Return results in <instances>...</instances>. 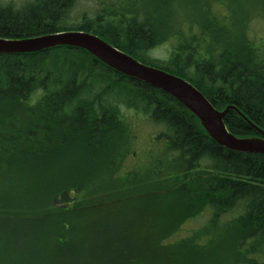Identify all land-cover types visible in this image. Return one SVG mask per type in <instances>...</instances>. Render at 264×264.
<instances>
[{
  "label": "trees",
  "instance_id": "1",
  "mask_svg": "<svg viewBox=\"0 0 264 264\" xmlns=\"http://www.w3.org/2000/svg\"><path fill=\"white\" fill-rule=\"evenodd\" d=\"M122 2L95 0L89 9L92 14L85 12L77 21L73 15L77 0H0V37L24 38L65 30L93 32L144 63L190 80L216 107L237 106L243 113L231 109L225 116L234 134L262 136L254 124L264 129V37L242 28L247 21L239 24L238 13V20L232 21L228 10L234 11L236 1L197 0L193 4L196 16L185 15L177 25L159 19L154 11L146 16L140 8L131 7L132 2L125 8ZM223 6L225 14L220 11ZM165 42L172 44L166 60L146 55L151 46ZM128 108L164 127L155 138L160 140L159 146L153 139L154 148L146 152L149 163L142 167L143 175H137L135 166L125 167L131 158L138 159ZM72 145L79 148L74 155L85 165L77 172V180L64 184L48 180L43 167H55L51 160H61V149ZM90 160L97 164L87 165ZM15 166L25 168L23 178L28 179L22 184L28 186L30 201L20 206L10 195H0V264H21L20 259L26 264H60L56 257L62 256H68V264H78L77 258L87 249L73 243L81 236L88 238L89 233L80 231L84 234L79 235L74 230L77 226L94 227L91 222L95 217L89 215L80 222L77 216L101 208L98 206L105 201L104 195L109 196V189L123 190L129 196V188L137 181L141 186L151 184L157 194L164 192L158 194L163 204L180 196L186 222L206 211L211 213V223L227 217V226L234 227L236 233L233 253L237 264H264V154L219 144L172 94L117 71L84 48L58 46L30 53H0L1 185L11 188L8 180ZM87 169L94 171H84ZM23 178L17 176L13 183L17 185ZM119 197L111 202L121 201ZM49 213L54 217L46 223ZM101 214L94 215H106ZM57 220L61 230L56 231L53 225ZM10 223L19 230L16 235H10ZM172 226L176 224L170 225L169 231ZM154 228L149 225L148 229ZM169 231L155 233L157 245L170 241ZM96 233L117 245L116 253L127 252L123 248L127 247V233L121 228L111 234ZM192 236L167 251H181L180 246ZM209 243L214 244L211 239ZM105 250L97 243L96 252L107 255ZM142 257L130 261L139 263ZM144 261L152 260L145 255Z\"/></svg>",
  "mask_w": 264,
  "mask_h": 264
},
{
  "label": "rangeland",
  "instance_id": "2",
  "mask_svg": "<svg viewBox=\"0 0 264 264\" xmlns=\"http://www.w3.org/2000/svg\"><path fill=\"white\" fill-rule=\"evenodd\" d=\"M13 1L22 3L24 0ZM122 1L124 2H122L123 7L127 8L126 3L132 2L130 3L132 5L131 7L140 8V11H144L146 16L151 15L152 11L156 12L158 18L161 20L163 19L164 22L168 23L169 25L173 24L174 22L177 25V22L179 23L180 20L182 21L188 16H196L194 13L195 5L193 4L197 0H176L168 4L165 1L162 2L163 0ZM235 1L237 3V7L234 6V11L230 12V10H228L232 21L236 22V20H238V16H240L239 24L241 21H247V24L243 23L241 25L242 28L251 29L249 31L250 34L255 33L259 37H264V0H225L227 4L229 2L235 4ZM94 2L95 0H77V4L74 7L75 13H73V15L77 17V21H81L85 12L92 14V10L89 9L94 7ZM239 6H241V9L238 8ZM223 7V11H220L225 14L226 7ZM237 13L238 16L236 19ZM244 17L245 19L242 20ZM159 19L158 21H160ZM171 45L172 44L170 42H165L159 43L154 47L151 46L148 50H146V55L153 58L166 60L169 56ZM122 106L126 108L125 104H122ZM127 116L129 117L130 121H132L131 130L136 134V142L134 147L138 152V159L133 160L131 158L125 167L130 169L131 166H135L140 172H138L137 175H143L142 167H145L149 163V157L146 156V152L154 148V140L155 138L159 137L160 134H162L164 127L160 126L161 124L157 125V123L153 122L151 117H146L143 112H138L134 108H128ZM155 141H159V146L160 140L156 139ZM75 150L77 151L79 148L74 149V145L65 148L63 147L61 149V152L63 153V156H60L61 160H51L54 163L56 162L55 167H53L52 164L47 167H43L47 172L45 175H47L46 178L48 180L53 182H62L63 184L64 182L69 183L71 181L77 180V172L81 171V169L83 170L85 165L82 164V161H80L78 157L74 155ZM95 164L97 163L94 160L87 162V165ZM87 165L86 167H88ZM92 170L94 171V169H87L84 171L92 173ZM99 173L100 171L97 172V175ZM17 176L20 178L26 176L25 168L23 166H15L12 168L11 176L8 180L10 183H12L11 188L10 185L0 184V195L1 193L8 196L10 195V198L17 199V201L20 202V204L18 203L20 206H27L29 204L27 202L30 201L28 186H25L22 183L28 178H23V180L17 182L16 185V183H13V181L14 179L16 180ZM92 180L93 179L89 180L87 183L91 182ZM141 185L142 183L140 181L135 182L133 187L129 188V190H131L129 192V196H126V193H123V190L114 191L109 189V192H107L109 193V196L104 195L103 200L105 201H102L98 206L101 208L91 209L90 212H84L86 215L80 213L79 216H77L78 218L76 219L80 222L84 219V217H88L89 215H93L95 217L94 222L93 220L91 222L93 223L92 225H94V227L90 226V228L84 229L82 226H77V228L74 230L77 231V234L79 235L84 234L80 233V231L85 232V235L86 232L89 233L88 238L84 237L83 239L81 236L75 241V243H73V246L76 245L77 247L79 246L81 248L86 247L87 249V252L84 256L77 258L78 264H139L138 262L130 261V259H132L134 256H138L139 252L141 251H144L141 252L143 255L141 262H143L144 256L148 255L153 261L152 264H237L235 253H233V250L235 249L234 238L236 233L234 227L227 226V217H220L215 221V223H211L209 218L211 213L206 211V214L202 213L197 215L195 220L186 222L187 220L182 218L186 210L182 208L183 200L180 196H177L176 198L173 197L170 204H163V202L161 203L160 201L163 200V198L158 194H162L164 192H159L157 194L158 190H155L156 193L152 191L154 186H151V184L146 186ZM16 187L17 190L13 191V189ZM112 187L117 188L115 186ZM141 187H145V190L142 191ZM97 189L99 188H93L91 195L94 196L97 194L96 192L98 191L94 192ZM118 195L124 197H119ZM117 197H119V200L122 198L121 201L116 200L115 202H111L112 200L117 199ZM99 199L100 198H98V200L96 199L93 203L97 205L96 202H98ZM114 203H118L119 205L115 207ZM105 206L114 208L110 209L106 208ZM91 207H93V205ZM102 208H104V211ZM101 213L106 215L101 217L95 216L100 215ZM53 217L54 216L49 213L48 217H46V223H51ZM60 223L61 221L57 220L56 224L53 225L56 231L61 230L60 227H58ZM175 224L176 227H170L171 229L169 231V226ZM149 225L155 228L148 229ZM161 226L162 228L159 229ZM120 228L122 231L127 233L126 237L128 239L125 237L124 241L127 247L123 246L124 249H127V252L126 250L125 252L122 250L120 253H116L115 249L118 246L112 245V241H109L105 235L100 236L96 232H105V234H111L113 230L119 231ZM165 230L169 231V235H171L170 241L163 243L164 246H159L156 242L155 233L158 234L160 231ZM17 231H19L17 227L13 223H10V235H16ZM190 236L192 237L189 243H185L186 245L183 244V246H180L182 247L181 251H167L168 248L179 246L181 241H186V238H190ZM209 238L214 242L213 246L209 243ZM97 243L101 244L102 247L107 248V250H105L107 251V255L104 252H96ZM27 246L29 247L30 243H28ZM203 246L207 247V249L210 248L209 251L201 250L200 248ZM28 247L26 252L30 250ZM12 249L10 255L13 252ZM13 256H16L15 259H18V255L13 254ZM73 257H75V255ZM66 258H68V256L56 257L60 264H68L66 262ZM15 259L13 258V260ZM49 261L50 260H47V262ZM18 262L21 264H26L22 263L21 259ZM144 262L146 263V261ZM55 263L59 264L57 261Z\"/></svg>",
  "mask_w": 264,
  "mask_h": 264
},
{
  "label": "water",
  "instance_id": "3",
  "mask_svg": "<svg viewBox=\"0 0 264 264\" xmlns=\"http://www.w3.org/2000/svg\"><path fill=\"white\" fill-rule=\"evenodd\" d=\"M76 46L90 51L98 59L128 76L160 88L181 101L201 120L219 144L242 152L264 154V129L254 124L263 136L240 137L231 132L225 116L235 105L220 110L191 81L165 69L147 64L118 48L100 35L86 30H67L24 38L0 37V53H30L57 46Z\"/></svg>",
  "mask_w": 264,
  "mask_h": 264
},
{
  "label": "flooded vegetation",
  "instance_id": "4",
  "mask_svg": "<svg viewBox=\"0 0 264 264\" xmlns=\"http://www.w3.org/2000/svg\"><path fill=\"white\" fill-rule=\"evenodd\" d=\"M141 256H142V253L139 252L138 257H137V256H135V257H136L137 259H140ZM130 260H131V259H130ZM151 260H152V259H151ZM139 263H142V264H152L153 261H149V263H145V262H141V260H140Z\"/></svg>",
  "mask_w": 264,
  "mask_h": 264
}]
</instances>
